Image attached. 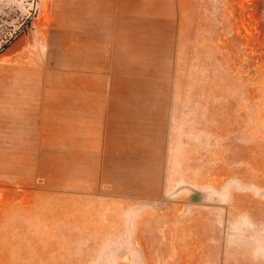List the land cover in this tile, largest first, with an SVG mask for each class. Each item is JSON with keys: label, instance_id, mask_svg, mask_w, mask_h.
<instances>
[{"label": "rangeland", "instance_id": "1", "mask_svg": "<svg viewBox=\"0 0 264 264\" xmlns=\"http://www.w3.org/2000/svg\"><path fill=\"white\" fill-rule=\"evenodd\" d=\"M112 2L0 0V264H264V0Z\"/></svg>", "mask_w": 264, "mask_h": 264}, {"label": "crops", "instance_id": "2", "mask_svg": "<svg viewBox=\"0 0 264 264\" xmlns=\"http://www.w3.org/2000/svg\"><path fill=\"white\" fill-rule=\"evenodd\" d=\"M98 1L100 3H104V0H94ZM130 2L128 3L127 0H113L112 4L114 6L115 4V11H118L119 17L123 19L129 18L134 15H132L133 10L130 8L135 9L136 4L138 7L144 6L146 4L139 2V0H129ZM165 0H152V3L157 6L156 8H163V2ZM179 4V8H181L180 3L182 0H177ZM102 3V4H103ZM114 7V8H115ZM106 14H102L100 12L99 14H92L90 15V18L92 19H97V23L93 22L92 28L90 32H87V30L84 29L83 31V45L82 49L83 50H89V51H101V50H106V49H111V50H117V49H125V50H139V49H155L157 48L155 45L151 46H143V45H137L130 41L133 37H138L139 33L135 32L133 29L132 30H124V31H110L107 32L105 30V26L107 25H112V23L108 22L106 20ZM105 18V19H104ZM103 21L106 22V25L104 26ZM166 22L165 16H161L159 18L158 24L163 25ZM169 22V21H168ZM86 28V27H85ZM166 37V38H165ZM158 40H162L163 43L166 40L167 42L170 41V37H168V34L162 33L158 35ZM159 48V47H158Z\"/></svg>", "mask_w": 264, "mask_h": 264}]
</instances>
